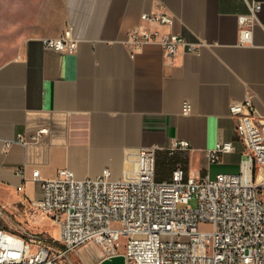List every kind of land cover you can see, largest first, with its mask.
I'll use <instances>...</instances> for the list:
<instances>
[{
    "label": "crops",
    "instance_id": "obj_1",
    "mask_svg": "<svg viewBox=\"0 0 264 264\" xmlns=\"http://www.w3.org/2000/svg\"><path fill=\"white\" fill-rule=\"evenodd\" d=\"M260 1L253 40L241 43L238 17L250 10L247 0H17L16 19L0 22L13 25L19 36L0 62V204L28 211L30 201L43 195L32 178L36 168L43 178L62 167L85 177L108 166L120 176L133 151L151 145H157L159 180L170 179L179 164L199 175L238 170L244 144L230 105L250 98L264 115ZM145 11L172 14L173 25L156 27L204 40L201 53L179 48L170 56L150 42L132 56L125 39ZM64 32L78 38L76 52L44 45V37ZM185 100L189 112L183 111ZM42 127L47 132L32 139ZM19 133L29 141L15 140ZM173 138H186L191 146L170 152ZM219 140H231L235 150L210 164L206 150ZM28 224L55 249L63 248L48 215ZM77 250L78 258L61 256L65 264H126L123 250L105 257L94 241Z\"/></svg>",
    "mask_w": 264,
    "mask_h": 264
},
{
    "label": "built area",
    "instance_id": "obj_2",
    "mask_svg": "<svg viewBox=\"0 0 264 264\" xmlns=\"http://www.w3.org/2000/svg\"><path fill=\"white\" fill-rule=\"evenodd\" d=\"M247 2L250 10L238 17L241 43L252 42L262 6L260 0ZM174 22L165 11L142 12L125 39L131 55L150 42L161 44L170 56L179 48L200 54L204 40H189L180 32L156 27ZM43 42L69 53L76 52L79 44L69 32L46 36ZM191 108L185 100L183 111ZM230 112L237 117L236 130L244 144L236 171L199 175L179 164L170 179L159 180L157 145L136 148L131 166L120 176L108 166L85 177L62 167L55 176L43 178L34 169L32 178L40 182L43 195L30 201L29 212L33 217L48 215L64 246L55 249L42 234H21L0 226V264H65L62 255L89 241L105 257L117 255L121 247L126 264H264V115L250 98L231 103ZM45 132L42 127L31 138ZM15 140L27 143L29 138L19 133ZM190 146L186 138H173L168 149ZM234 150L231 140H219L206 155L212 164L221 153ZM17 172L24 174V168ZM206 224L210 227L202 226Z\"/></svg>",
    "mask_w": 264,
    "mask_h": 264
},
{
    "label": "rangeland",
    "instance_id": "obj_3",
    "mask_svg": "<svg viewBox=\"0 0 264 264\" xmlns=\"http://www.w3.org/2000/svg\"><path fill=\"white\" fill-rule=\"evenodd\" d=\"M16 2L17 0H0V22L3 20V22L6 23L7 20L13 21L16 19V13L18 12L16 10ZM18 38V30L14 29L13 25L7 28L5 25L0 24V62L10 55L9 51L15 46ZM234 161H237V158H235L233 162ZM194 202L195 201H192L193 204ZM38 218H40V216H31L29 209L28 211L22 210L21 212L16 208L6 209L5 206L0 204V226L7 230L21 234L34 232V230H36V225L28 223ZM202 226L205 228L210 227L209 224ZM86 249L90 255H95L97 253L96 247L90 246ZM120 250H122L121 247ZM68 254L73 257H80V253L77 249L70 250ZM75 263L79 264L77 260H75Z\"/></svg>",
    "mask_w": 264,
    "mask_h": 264
},
{
    "label": "water",
    "instance_id": "obj_4",
    "mask_svg": "<svg viewBox=\"0 0 264 264\" xmlns=\"http://www.w3.org/2000/svg\"><path fill=\"white\" fill-rule=\"evenodd\" d=\"M112 257H114V256H112ZM124 258V257H123Z\"/></svg>",
    "mask_w": 264,
    "mask_h": 264
}]
</instances>
